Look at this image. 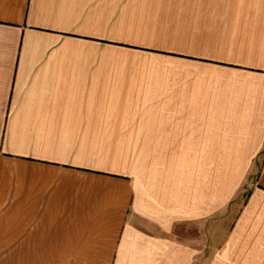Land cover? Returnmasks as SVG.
<instances>
[{
  "label": "crops",
  "instance_id": "obj_1",
  "mask_svg": "<svg viewBox=\"0 0 264 264\" xmlns=\"http://www.w3.org/2000/svg\"><path fill=\"white\" fill-rule=\"evenodd\" d=\"M0 264H264V0H0Z\"/></svg>",
  "mask_w": 264,
  "mask_h": 264
}]
</instances>
